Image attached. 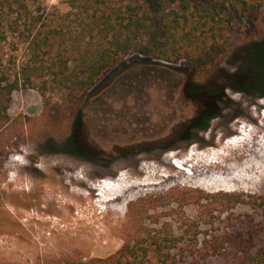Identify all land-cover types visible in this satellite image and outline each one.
Listing matches in <instances>:
<instances>
[{
    "label": "rangeland",
    "instance_id": "1",
    "mask_svg": "<svg viewBox=\"0 0 264 264\" xmlns=\"http://www.w3.org/2000/svg\"><path fill=\"white\" fill-rule=\"evenodd\" d=\"M46 3L65 8L63 0ZM9 53L17 63L24 58L21 46ZM263 59L264 0L253 24L229 32L227 52L201 84L186 60L167 64L131 54L76 109L62 101L58 88L50 98L59 110L43 109L34 88L14 91L9 112L20 114L23 125L0 157V264H73L112 256L136 235L130 205L143 198L156 204L144 219L149 229L168 222L178 233L187 219L210 232L241 223L236 216L250 213L247 206L219 213V203L209 197L203 203L215 209L210 223L207 214L197 218L198 204L181 207L168 196L195 188L207 195L239 193L245 201L264 197V97L233 88L264 84ZM156 64L170 67L180 81L164 88L139 79L130 91L121 83L132 70ZM213 107L220 116L207 129H189Z\"/></svg>",
    "mask_w": 264,
    "mask_h": 264
},
{
    "label": "trees",
    "instance_id": "2",
    "mask_svg": "<svg viewBox=\"0 0 264 264\" xmlns=\"http://www.w3.org/2000/svg\"><path fill=\"white\" fill-rule=\"evenodd\" d=\"M63 2L61 10L47 5L46 0H0V157L23 125L20 114L9 112L14 91L34 88L42 97L43 109L59 110L60 103H52L50 98V92L58 88L64 93L62 101L76 109L131 54L167 64L186 60L194 69V81L200 82L227 52L229 32L256 21L262 0ZM19 46L24 58L17 63L9 51ZM233 88L264 97V84ZM217 116L219 108L204 110L189 129L205 130ZM168 197L181 207L198 204L197 218L207 214L210 223L215 209L211 203H203L209 197L219 203V213L242 207L239 205L251 212L238 214L241 223L216 232L202 231L196 219H187L177 233L168 222L158 229L144 226L147 212L156 204L143 198L130 205L131 220L139 229L117 253L73 264H195L208 259L216 264H264V218H256L264 215L263 196L245 201L235 192L207 195L185 188L173 190ZM1 202L0 191V206Z\"/></svg>",
    "mask_w": 264,
    "mask_h": 264
},
{
    "label": "flooded vegetation",
    "instance_id": "3",
    "mask_svg": "<svg viewBox=\"0 0 264 264\" xmlns=\"http://www.w3.org/2000/svg\"><path fill=\"white\" fill-rule=\"evenodd\" d=\"M121 77L122 78H120V81H121V83H123V85H125L126 88H128V91L136 89L138 87L137 84H135V83H140L139 79L146 80V81H148L149 79L152 81L156 80L157 82H159L158 87H162L161 83H163V87L168 88V84H169V83H166V82H168L167 80L164 81L163 79L157 78V75L155 73H153L152 75H149V74H143L141 72H136V73H134V75L130 74V75H124ZM124 79H126L127 81L123 82ZM201 83L202 82H200V84ZM136 122H139V120ZM144 122H146V121H144ZM128 123H130V121H128ZM139 123L142 124L143 121H140ZM141 128L143 129V126ZM144 128L147 129L146 127H144Z\"/></svg>",
    "mask_w": 264,
    "mask_h": 264
},
{
    "label": "water",
    "instance_id": "4",
    "mask_svg": "<svg viewBox=\"0 0 264 264\" xmlns=\"http://www.w3.org/2000/svg\"><path fill=\"white\" fill-rule=\"evenodd\" d=\"M136 72H141L143 74H149V75H152L153 73H155L157 75V78L167 80L168 82L170 80H174L177 82L180 81V76H178L177 73L172 71L171 68L168 67L167 65L162 66L161 64L160 65L156 64V65H152L150 67L132 70L131 74L134 75V73H136Z\"/></svg>",
    "mask_w": 264,
    "mask_h": 264
},
{
    "label": "bare ground",
    "instance_id": "5",
    "mask_svg": "<svg viewBox=\"0 0 264 264\" xmlns=\"http://www.w3.org/2000/svg\"><path fill=\"white\" fill-rule=\"evenodd\" d=\"M258 113V112H257ZM263 128V127H262ZM51 193V192H50ZM72 193V192H71ZM47 197H49V196H47ZM64 197V196H63ZM62 197V198H63ZM52 198V197H51ZM51 198H48L49 200L51 199ZM47 200V199H46ZM51 200H53V199H51ZM62 200V199H61ZM59 202H61V201H59ZM65 202V204H67V205H70L71 203L70 202H68V201H63L62 203H64ZM70 203V204H69ZM60 204V203H59ZM46 205V204H45ZM63 205V204H62ZM61 208V206H59L58 207V209H60Z\"/></svg>",
    "mask_w": 264,
    "mask_h": 264
}]
</instances>
